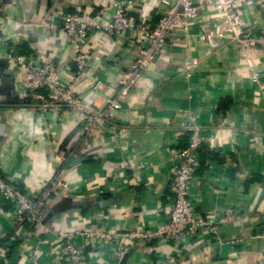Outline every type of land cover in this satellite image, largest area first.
<instances>
[{"label": "crops", "instance_id": "0c3cea01", "mask_svg": "<svg viewBox=\"0 0 264 264\" xmlns=\"http://www.w3.org/2000/svg\"><path fill=\"white\" fill-rule=\"evenodd\" d=\"M106 9L107 0H0V176L31 197L53 175L71 185L49 203L32 234L13 230L9 201L0 196V264H28L34 250L38 264H59L63 232L158 228L172 207L170 157L195 128L206 138L190 190L197 213L217 221L231 208L248 220L219 223L215 238L190 237L177 264H264V238L256 235L264 222V44L242 50L225 38H216L215 47L201 40L222 28L214 6L204 4L188 32L177 27L164 52L135 78L114 120L86 138L80 114L34 107L6 54L15 47L39 65L66 63L70 48L58 30L63 16ZM162 10L163 0H144L132 18L153 25ZM238 20L262 38L264 13L257 5L241 7ZM45 22L56 29L45 30ZM131 35L94 33L83 48L86 70L60 69L61 80L94 111L117 94L119 77L136 59ZM96 81L101 86L94 90ZM68 197L87 207L43 221ZM114 249L87 247L86 264H158L164 252L158 242L141 243L117 260Z\"/></svg>", "mask_w": 264, "mask_h": 264}, {"label": "built area", "instance_id": "2783aa9c", "mask_svg": "<svg viewBox=\"0 0 264 264\" xmlns=\"http://www.w3.org/2000/svg\"><path fill=\"white\" fill-rule=\"evenodd\" d=\"M143 2L144 0H107L111 11L102 10L90 17L65 14L58 30L64 35L70 54L69 60L61 65L50 61L42 65L36 64L28 54L11 47L6 54V60L18 71L34 107L40 112L62 110L80 114L81 135L92 137L96 131L105 128L114 120L120 108V99L129 94L135 78L164 52L175 29L180 27L184 32H188L189 22L207 3L214 6L222 28L201 34V40L215 47L216 38H225L234 41L242 50L256 49L258 43L264 44V33L261 39L256 40L245 28L244 23L238 20L239 10L244 5H257L264 13V0H163V10L153 25L138 24L132 18V14L138 12ZM56 27L57 25L48 22L43 24L47 31ZM124 32L132 34L131 39L137 51L136 59L119 77L117 94L107 98L103 108L94 111L71 86L61 80L60 69L71 73L86 70L88 63L83 48L92 34L98 33L112 38ZM100 86V82L96 81L93 89L97 90ZM205 141V136L195 128L187 144L176 149L171 155L168 192L172 198V207L167 219L158 228H137L124 234L111 230L88 229L63 232L58 244L61 254L58 263L86 264L85 253L89 246L114 247L115 256L120 260L135 245L158 242L164 246V252L157 260L158 264H177L178 257L190 237L202 233L207 238H215L219 223L248 220L247 216L239 215L231 208L225 210L217 221L203 218L197 213L190 190L199 148ZM70 188L68 181L59 175H53L45 178L42 188L31 197L0 176V196L9 201L13 230L24 228L27 234L34 233L40 226L42 214L53 198L68 193ZM17 234L18 232L13 233L12 238ZM256 235L264 238V222ZM171 246L173 248L169 250ZM28 264H38L36 250L30 253Z\"/></svg>", "mask_w": 264, "mask_h": 264}, {"label": "water", "instance_id": "95a60500", "mask_svg": "<svg viewBox=\"0 0 264 264\" xmlns=\"http://www.w3.org/2000/svg\"><path fill=\"white\" fill-rule=\"evenodd\" d=\"M86 159V157L82 156L80 158H77L74 163L82 162ZM87 205L83 201H73L72 198H63L59 202L55 203L46 213L44 220L47 221L49 218H51L56 213H63L69 210L74 209H84Z\"/></svg>", "mask_w": 264, "mask_h": 264}, {"label": "trees", "instance_id": "16d2710c", "mask_svg": "<svg viewBox=\"0 0 264 264\" xmlns=\"http://www.w3.org/2000/svg\"><path fill=\"white\" fill-rule=\"evenodd\" d=\"M45 209H47V208H45ZM7 239H8V238L2 240V242H3V243L6 242ZM17 242H18V240L15 238L13 244H12L11 246L8 247V249H9L8 256L12 255V253H13V249H14V247H15V245H16Z\"/></svg>", "mask_w": 264, "mask_h": 264}]
</instances>
